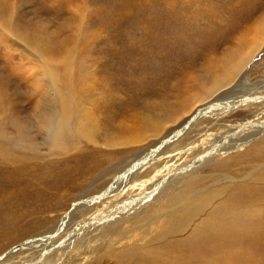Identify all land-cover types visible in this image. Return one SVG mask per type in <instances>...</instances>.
Listing matches in <instances>:
<instances>
[{
    "label": "rangeland",
    "instance_id": "1",
    "mask_svg": "<svg viewBox=\"0 0 264 264\" xmlns=\"http://www.w3.org/2000/svg\"><path fill=\"white\" fill-rule=\"evenodd\" d=\"M262 12L264 0H0L2 264H27L31 261H38L35 264H117L111 252L123 246L125 248V244L132 242L139 249L147 248V245H150L149 250L157 249L162 243H156L160 235L157 230L161 211L155 208L162 203L152 196L148 197L149 194L144 200L146 203H142L147 210L135 205L126 213L116 210L111 215H104L107 219L114 217L113 220L102 221L100 215L83 218L82 209L95 200L93 206L88 207L99 208L101 201L111 200L120 193L123 188L106 195L111 178L127 165L139 161L144 151L175 128L194 104H197L195 109L202 104H214L241 87L245 93L259 92L264 96V36L255 40L261 30L250 27L253 17ZM258 27L264 28V19ZM242 34H245L243 40ZM236 44L241 47L237 56L252 45L257 44V47L231 82L221 83V87L215 85L219 90L213 93L215 88L211 81H215L216 76H221L222 80L225 78L223 73L214 75V78L207 76L203 81L200 73L209 69L210 62L220 55L231 56L228 52ZM44 69L46 76L42 73ZM71 81L74 84L79 81L77 91L68 84ZM178 91L183 97H178ZM73 96L77 97L78 105H71L72 122L84 121L90 126L91 133L88 138L75 132L71 136L64 134L52 142L43 133L45 111L55 116L63 98L71 99ZM181 100H185L182 104L189 105L185 104L186 109L180 113L174 112L177 119L164 122L158 118L172 103L182 105ZM262 105L264 107V98ZM253 111L254 106L247 104H239L227 113L217 111L210 116L211 119H205L209 123L195 122L190 132L180 134L169 148L193 138L198 128L211 126L212 122L221 126L217 129L220 131H213L217 134L223 131L222 126L228 124L240 127L247 122V113L253 115ZM83 113L93 114L92 120H86ZM156 118L163 125L158 130L159 134H154L151 129V121ZM127 125L132 126L131 129ZM78 126L74 127L80 129ZM116 137L123 143H107L109 138ZM127 138L129 143L125 142ZM198 144H201V139ZM148 154L145 156L149 157ZM220 156L224 153L206 162L203 167L191 166V179L197 177L190 188V198L202 196L210 189V184L223 188L230 195L235 190L230 188L231 185L257 183L252 180V175L261 171L255 172L259 169L257 167H261L262 156L258 160L237 161L235 164H239L231 165L229 173L224 171V175L218 168V179L207 180L211 173H216L209 164L219 162ZM191 161L189 158L186 162L190 164ZM181 162L183 159L176 163L177 166ZM139 166L136 169H144L147 165ZM175 178L169 179L165 190L176 187ZM201 179L205 181L201 182ZM259 186L264 187L263 184ZM133 193L138 194L136 191ZM164 196L165 193H162L159 200ZM124 198L112 201L113 205L117 206ZM260 200H264V196ZM75 202L81 203V210L69 218L64 226L66 229L44 240V243H54L44 258L41 254H33L35 250L28 247L8 253L12 247L53 229L64 214L74 210L72 205ZM137 214L140 218H130ZM95 216L98 217L89 225H75L81 218L86 223ZM103 222V227L107 229L103 231V237H98L97 229L100 227L101 231L102 227L97 225ZM187 230L178 236L185 235ZM259 244V249L253 253L262 258L264 241ZM44 246L38 250L44 252ZM235 251L236 248L232 259L248 252Z\"/></svg>",
    "mask_w": 264,
    "mask_h": 264
},
{
    "label": "bare ground",
    "instance_id": "2",
    "mask_svg": "<svg viewBox=\"0 0 264 264\" xmlns=\"http://www.w3.org/2000/svg\"><path fill=\"white\" fill-rule=\"evenodd\" d=\"M263 19H264V12L255 15L253 17L254 22L250 24V27L252 28L254 27L253 29H256L257 31L261 30L260 31L261 34L256 36L255 40L257 39L259 40L261 37L263 38L264 36V28L259 29L258 27V23L261 20L263 21ZM252 28H250V30ZM244 37L245 34H242V40L244 39ZM252 46L253 47H248L239 56H237V51L240 50L241 47H239L238 44L233 46V48L232 49L230 48L231 50L228 52L231 56L220 55L219 58L215 59L213 62H210L212 64H210L209 69L205 67L207 69V73H205L206 69L202 73H200V75H202L201 80L203 81L205 77L207 76L209 77L210 75L214 78L215 77L214 75H218L220 72H222L225 78L220 80L221 76L219 77L216 76L215 81H211L213 82V87L215 88V85L221 87L226 83L229 84L231 82V79L235 77V75L241 69V66L245 64L244 62L249 59L251 53H253V51L257 47V44L256 46L254 45ZM50 52H52V50H50ZM237 58L239 59L237 60ZM42 73L45 75L47 74V71L44 69ZM69 79L71 78H68V80ZM208 81L209 80H207V83ZM78 82L74 84L73 81H71L68 82V84H71L72 89L74 91H77L78 90L77 86L79 84ZM184 89H186V87ZM184 89L183 91L181 90L182 93L185 92ZM241 89L242 87L237 89L234 94L228 97L227 95L221 98L218 96L220 99L214 102V104L210 103V105H206V106L202 104L198 106L196 109L194 108V106L197 104H194L193 108L190 107V109L192 108V110H190V112H188V114L186 115L183 114L184 116L181 118L183 120L180 123L178 122L179 124L175 122L178 124L176 125L175 128H173L168 134L165 133L167 135H165L164 137L161 136V138L157 141L156 144L152 143L149 146V148H147L145 151L143 150L144 155L142 156V158L140 159L138 158L139 161L144 160L143 163L142 162L139 163V161L132 162L123 169L119 170L118 174L114 178H111L112 180L109 184L110 187H108L107 191H105V193H107L106 195L115 193L118 190L120 191V189L123 188V190H121L120 193L118 194L116 193L117 195L113 196L111 200L108 199L106 202L101 201V205H100L101 207L99 208H94V209L89 208L96 201L95 200L93 203L87 204L82 209L83 212L81 217L84 218L86 216L90 217V215L91 216L100 215L103 221V220L115 219L114 217L107 219L106 217H104V215H111V213L116 212V210H120L126 213L128 210L132 209L135 205H137L138 207L142 206V210L144 209V211L147 210L146 206L143 205L146 203L144 200L145 198H147L148 194H149L148 197L152 196L153 199L155 200L158 199L157 201L158 203H162L160 205H157L155 208V210L161 211L160 213L161 219L158 223V230H157L160 235L157 238L156 243L159 241H162V243L160 242L161 244H158L157 249L149 250L150 245H147V248L139 249L138 245L136 244L134 245V243H132L131 241H130L131 244H125L126 242L125 243L122 242L125 245H127L125 248H123L124 247L123 246L119 249L118 248L114 249L112 250L113 252H111L112 256L116 257L117 264H219V263L220 264H240V263L262 264L264 263V256L262 258H258L257 257L258 255L253 253V251H257L259 249L260 247L259 243L261 241H264V200H260V198L264 196V187L259 186L260 184L264 185V107L262 105V99L264 98V96L261 95L259 92L255 94L250 92L245 93ZM218 90L219 87L215 88V90H213L212 92L216 93V91ZM179 92L180 91H178V93ZM182 93L180 92L178 94V97ZM238 93H242V94L245 93V94L241 96H236V94ZM182 95H184V93ZM182 95L181 97H183ZM245 95L248 96L244 97ZM208 96L210 97L211 93ZM61 99L62 97H60V100ZM184 101L181 100V104ZM75 103L77 106L78 105L77 97L75 98V96H73L71 99H66L64 97L60 105V108L56 112L55 116L52 112L45 111L46 116L42 122L45 128L43 133L45 137H48L50 141L52 142L56 141L55 139H58L60 136L63 137L64 134H68L69 136H71L74 134V132L78 134H82L84 135V137L85 136L87 138L89 137L91 133L89 125L85 123L87 125L85 127L84 121L74 123L75 121L74 120L72 122L70 116V112L72 110L70 108H72L71 105ZM185 104L175 105L174 103H172L170 106L166 107L167 110L163 111L160 117L158 116L157 117L159 119H163L164 122L165 121L169 122L171 120L173 121V118L175 119L177 117L175 116L176 115L175 113H180L181 111L186 109ZM239 104H245V105L247 104L254 106V111H253L254 114L252 115L250 112L247 113V115L249 116L247 117V122H245V124H242L240 127L238 125L233 126V124L225 125V127L222 126L223 131L219 132L218 134L213 133V131L215 132L220 131L217 129L219 128L221 129V126L217 125L215 122H212L211 126L209 125L202 127L203 125L202 126L200 125L202 128L201 129L198 128V132L196 135L194 134L193 138L189 139L188 141L187 139H185L187 142L184 140L185 141L184 143L177 144V146L175 145L176 147L169 148V145L171 146L172 142L175 144L174 141L177 139V137L180 134H186L190 132L195 122H197V124H203V122L209 123V120H205V119H211L212 117L210 116L215 112L223 111L227 113L230 112L231 109L235 108ZM186 105L189 104L187 103ZM250 108L247 110H250ZM83 114L86 120L88 119L92 120L91 118L93 117L92 116L93 114L90 113H83ZM158 118H156L153 122L151 121V129L154 134H159L160 131L158 132V130H161L163 128V125L161 123L162 121L159 120ZM74 126L75 127L78 126L80 127V129H77ZM147 126L149 127V123ZM131 127L132 126L127 125V128L131 129ZM127 128L125 130H127ZM117 134L119 136L120 132H118ZM196 136L198 138H195ZM109 139L107 142L108 144H114L115 141L117 142L120 141L121 143H123L122 139L120 140L117 137L115 139L112 138L113 140L110 139V141ZM199 139H201V144H198ZM16 141L18 140H15V142ZM125 142L129 143V139L128 141L126 140ZM163 143L165 145L160 147L161 144ZM53 144L55 145V143ZM59 147H61V145ZM160 148L162 149L160 150ZM146 151L149 152V154ZM221 153H224V156H220L219 162L216 161L213 162L212 164H209L210 169L215 170L216 173L215 174L211 173L209 177H207V180L216 179L215 177H217L218 179V176H220V174H218L217 172L218 168L222 170V175H224L223 174L224 171H226V173L227 172L229 173L228 169L232 168L230 167L231 165L234 164L235 166H237L239 164V163L235 164V162L248 160V159L258 160L259 159L258 157L262 156L263 159L260 164L261 167H257L259 169L256 170L255 172H258L259 170L261 171L259 173H254V175H252L253 177L252 180L257 181V183L255 185H247V186L245 185L243 186L242 184H235V186L231 185L230 188H234L235 190L232 193L230 192L231 193L230 195H228L229 193H227V191H225L223 188H218L217 185L210 184V189H208L206 192L204 191L205 193L202 194V196H198V197L191 196L190 198L188 194L191 186L194 183L195 178L197 177L194 176V178L192 177L193 179H191L190 176H193L192 174L193 170L190 169L191 166L193 168H197L198 166L203 167L204 166L203 164H205L206 162L213 161V159L216 156L221 155ZM146 154H148L149 157H146L145 156ZM189 158L192 159L190 164L186 162ZM181 159H183V162H181L180 164L178 163L179 165L177 166L176 163ZM184 161L186 163L182 165ZM201 161L202 163H199ZM139 164L140 166L142 165H147V166H145L144 169L140 166H139L140 168L136 169V166ZM241 166H243V164ZM243 167L245 168L246 165H244ZM246 171L247 170L245 169L244 172ZM171 177H176L174 179L176 182L175 184L176 187L170 186L171 188L165 190L167 188L166 187L167 184L170 183L168 181ZM200 181L204 182L205 180L201 179ZM163 185L165 186L162 187ZM159 188L161 189L158 192H156L155 189H159ZM134 191L138 192V194L133 193ZM141 192H144L143 195H139ZM162 193H165V196L159 200V197L162 195ZM121 197H125L124 200L121 201L119 200L117 206L113 205L112 201H118V199H120ZM80 204L81 203L75 202V204L72 205L74 206V208H72L74 210H71V212L64 214V216L61 218V221L57 225H55L53 229L44 233V235L31 237L25 242L20 243L15 247H12L8 251V253L17 251L24 247H28V249L30 250H35L32 251L33 254L34 253L36 255L41 254V256H43L42 258H44L47 252L50 253L49 247L54 244V243H49V241L44 243V240L51 239L55 237L57 234L61 233L63 229H66L64 228L66 222L73 217L72 216L73 214L81 210L79 209ZM128 215H131V213H128ZM96 217L98 216H95L94 218H89V220L86 223L83 222L81 218V220L78 221V223H75V225L76 226L87 225V224L89 225L90 223L96 220ZM130 218L137 219L140 218V216L139 214H137ZM97 226L102 227L101 231L99 229L100 227L97 229V235L98 237H100L102 236L103 231L107 228L103 227L105 226V222L98 224ZM184 230H187V233L181 237L178 236L182 234ZM136 235H138V233H136ZM115 241H118V239ZM62 242H60L59 244H61ZM43 244L45 245L43 247L44 249L42 250L44 252H40L41 249L38 250V248L40 246H43ZM234 248H236L235 253L238 251H243V252L248 251V252L244 253L242 256H240L241 254H239V256H235V259H232L231 256L234 251ZM1 257L2 255L0 256V258ZM2 262L3 260L1 259L0 264H2ZM36 262L31 261L30 263L28 262L27 264H35Z\"/></svg>",
    "mask_w": 264,
    "mask_h": 264
}]
</instances>
